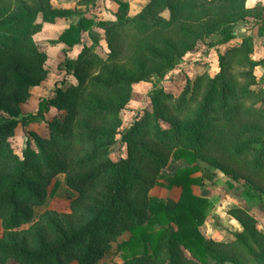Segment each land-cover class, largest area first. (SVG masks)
<instances>
[{
  "label": "trees",
  "instance_id": "obj_1",
  "mask_svg": "<svg viewBox=\"0 0 264 264\" xmlns=\"http://www.w3.org/2000/svg\"><path fill=\"white\" fill-rule=\"evenodd\" d=\"M14 1L21 5L10 11L11 0H0V54L11 58L25 52L32 58L39 56L31 38L26 37L38 27V13L46 20L74 14L31 9L22 0ZM245 1L150 0L132 17L122 16L127 4L119 2L116 21L98 23L107 34L109 51L104 57L93 55L75 71L78 85L58 89L47 99L49 106L64 111L63 117L44 120L48 136L29 131L17 151L5 142V135L39 115H23L17 105H0V112L13 118L0 125L1 257L13 258L19 264H95L110 242L126 231L128 238L116 246L121 251V264H244L237 258L243 252L264 264V234L256 229L254 218L241 208L229 209L241 230L230 242L206 239L199 227L206 217L207 200L192 192V186L200 184L192 175L202 164L234 179L241 177L264 192V127L257 123L264 120V113L232 103L230 85L219 73L190 114H185L190 110L189 99L182 96L165 105L159 96L166 95L160 91L151 97L152 106L132 127L119 131L118 119L134 82L170 67L211 35L219 37L209 43L211 46L229 42L234 37L232 18H245ZM164 10L167 16L161 15ZM256 19L264 29V16ZM93 24L80 16L62 31L57 42L69 47L80 44L82 32L93 35ZM251 63L264 68V59ZM16 75L19 87L28 84L25 77ZM163 122L169 126L164 128ZM118 134L126 145V157L92 165L117 143ZM249 152L254 154L251 160ZM5 164L11 167L3 172ZM43 169L66 173L68 184L79 191L92 189L99 176L105 184L92 204H73L68 214L48 212L35 232L28 235V229L21 236L14 229L29 221L32 204L42 202L39 187L45 180ZM161 170L166 188H180L177 201L147 195ZM64 217L71 219L63 228ZM29 240L33 247H28Z\"/></svg>",
  "mask_w": 264,
  "mask_h": 264
},
{
  "label": "rangeland",
  "instance_id": "obj_2",
  "mask_svg": "<svg viewBox=\"0 0 264 264\" xmlns=\"http://www.w3.org/2000/svg\"><path fill=\"white\" fill-rule=\"evenodd\" d=\"M31 9L43 7V9L56 11H72L71 16L43 19L38 13L35 23L38 27L27 34L33 41L34 49L39 56L31 57L28 52L24 55L14 56L0 54V105H17L21 114L39 115L35 121L24 125L17 124L12 131L5 135V142L14 149L19 150L29 131L48 136V130L44 120L53 118L61 119L64 111L49 106L46 101L55 96L58 89L66 90L70 85H78L75 71H80L84 63L93 56L104 57L109 51L107 34L98 23L105 22L109 25L116 21L119 2L126 3L127 7L122 12L123 17H132L139 13L150 0H22ZM262 3V2H261ZM258 0H246L244 17L237 20L239 16L232 18L234 37L226 43L210 45V42L219 39L211 35L197 44L195 50L177 58L170 67H162L157 73L148 76L145 80L134 82L131 86L129 100L120 110L119 131H125L132 127L141 118L147 108L152 106L151 97L162 91L166 96H159L160 101L165 105L177 102L182 96L190 101V114L201 101L207 91L210 81L217 75L222 74L230 85L233 95L232 103L240 102L243 105L257 111L260 115L264 113V68L254 66L251 61L264 59V29L257 21V15L264 16V7ZM10 11H16L21 4L11 0ZM50 9H49V6ZM161 15L167 16L168 11H162ZM80 16L91 19L94 23L91 26L93 35L88 31L82 32L81 43L69 47L57 42L59 35L75 23ZM231 21V22H232ZM263 32L262 36H258ZM240 47L241 51H230ZM246 49V50H245ZM236 52V53H235ZM25 77L28 84L22 87L17 85L18 75ZM16 77V78H15ZM12 116L0 112V125L12 120ZM264 127V120H257ZM164 128L169 125L162 123ZM264 139V133L262 134ZM117 143L113 144L106 155L96 158L91 164L98 165L106 160L116 161L126 157V145L121 141V135L116 136ZM247 158H254L249 152ZM91 165V166H92ZM200 171L192 177L200 179V184L195 191L206 198V217L199 227L200 232L206 239L230 242L234 235L241 230L240 224L228 214L232 208H241L255 220V227L264 234V192L257 186L239 177L234 179L231 175L224 174L208 164H202ZM10 164H5L3 172L10 169ZM90 165L85 169H89ZM235 169L236 166H230ZM45 180L39 187L42 194V202L31 205V217L28 222H23L14 231L24 233L29 229L28 235L35 232V227L40 226L43 216L51 212L53 214L71 213V206L77 204L86 207L92 204V200L102 191L105 184L103 176L94 180L92 189L83 187V190L72 187L68 184V176L60 171L42 170ZM76 174H72V177ZM165 174L161 171L156 173L155 182L148 189V196H155L164 200L166 191L174 189L165 187ZM260 185L259 182H255ZM137 189L138 185L133 184ZM168 193V192H167ZM167 195L175 197L174 192ZM62 227L69 226L70 219L64 217ZM74 220V218H72ZM66 229V228H65ZM3 235V228L0 220V238ZM129 233L124 231L117 236L116 241L110 242V246L101 259L95 264H121V251L117 250V244L127 239ZM54 240V238H48ZM29 246L33 247V241L29 240ZM243 255L248 259H243ZM238 259L244 264H260L250 258L248 253L239 254ZM0 264H19L13 258L1 257ZM68 264H78L72 261ZM231 264V263H226Z\"/></svg>",
  "mask_w": 264,
  "mask_h": 264
},
{
  "label": "crops",
  "instance_id": "obj_3",
  "mask_svg": "<svg viewBox=\"0 0 264 264\" xmlns=\"http://www.w3.org/2000/svg\"><path fill=\"white\" fill-rule=\"evenodd\" d=\"M197 186H192V192L195 194V195H199L196 191H195V188H196ZM172 193V192H174L175 194H176V196L175 197H171V196H169V195H167L168 193ZM164 195H166L165 197H168V198H170V200L171 201H177V199L179 198V195H180V188L179 187H175L174 189H170V190H167L166 191V194H164Z\"/></svg>",
  "mask_w": 264,
  "mask_h": 264
}]
</instances>
